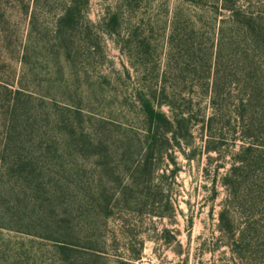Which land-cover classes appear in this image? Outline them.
Returning a JSON list of instances; mask_svg holds the SVG:
<instances>
[{
    "label": "rangeland",
    "instance_id": "obj_1",
    "mask_svg": "<svg viewBox=\"0 0 264 264\" xmlns=\"http://www.w3.org/2000/svg\"><path fill=\"white\" fill-rule=\"evenodd\" d=\"M231 3L0 0V264H264V0ZM210 59L245 173L225 122L166 130Z\"/></svg>",
    "mask_w": 264,
    "mask_h": 264
},
{
    "label": "trees",
    "instance_id": "obj_2",
    "mask_svg": "<svg viewBox=\"0 0 264 264\" xmlns=\"http://www.w3.org/2000/svg\"><path fill=\"white\" fill-rule=\"evenodd\" d=\"M222 2H223V9L225 11L233 13L232 17L239 15V12L235 8H233L231 0H222ZM217 65H218V60L217 62L212 64V61L210 59V63L208 64L207 70L205 72L206 80L210 78L215 80L212 88L211 87L209 88V84L206 83L205 86L199 89L204 95L206 96L209 95L210 97V104L208 106L209 109L210 108L212 109V113L210 114L208 113L206 114V108L203 107L201 109V107L199 106L200 104L194 105L192 100H190L188 105L184 99L178 101L177 94L173 93V91H171L172 93H170L166 87V84L163 85L161 93L165 95L166 99L171 98V101H168L167 105L171 107L172 114L174 115L173 116L174 121L165 119V122L167 124L166 126H168L166 130L167 131L173 130L177 138H185L191 136L193 127L201 125L202 131L205 134V136L208 137L209 140L211 139L210 141H212V139L216 138V136L218 135L217 132L221 131V128H219L220 123L225 122L227 126L229 125L231 127L230 134L234 135L237 132L244 134V136L239 137L243 140L244 146H242L241 150L233 156L234 161L239 165H234L231 169V172L234 174H236V172L238 171L245 173L244 171L246 168H248V166L252 167L256 165V164H252L256 161L254 159L255 150L252 147L254 146V143H249V146H246L247 140H249L247 138H250L249 137L250 134L248 133L249 131H244V127H243L245 126L244 123L246 121V116L249 110H251L252 105L249 99H242V98L237 99L233 103L234 108L229 111L230 113L228 115H226L225 113L226 107L222 103L223 94L225 93L223 90H218L217 81H218L219 72ZM213 72H214V76H213ZM177 102L180 103V105L176 107V105L174 104H176ZM194 108H196L195 112L193 111ZM218 136L221 137L222 134L219 133ZM207 143H208L207 149H209L208 151L212 150L214 152H218L220 155L221 148L224 145L222 142L207 141ZM244 165H246V167ZM232 185L234 186L235 183H232ZM251 193L254 194L253 191H251ZM141 251L142 250H140V254ZM140 254L138 255V257H134V260L136 261L141 260Z\"/></svg>",
    "mask_w": 264,
    "mask_h": 264
}]
</instances>
